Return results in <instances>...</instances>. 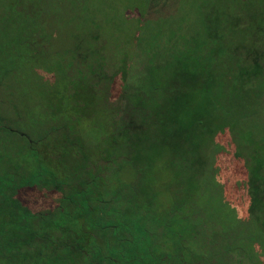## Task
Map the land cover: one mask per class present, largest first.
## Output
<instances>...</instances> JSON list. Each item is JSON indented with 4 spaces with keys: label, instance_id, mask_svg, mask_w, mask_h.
Here are the masks:
<instances>
[{
    "label": "trees",
    "instance_id": "obj_1",
    "mask_svg": "<svg viewBox=\"0 0 264 264\" xmlns=\"http://www.w3.org/2000/svg\"><path fill=\"white\" fill-rule=\"evenodd\" d=\"M218 1L170 28H11L2 8L0 264H264V11ZM162 157L194 159L163 202Z\"/></svg>",
    "mask_w": 264,
    "mask_h": 264
},
{
    "label": "rangeland",
    "instance_id": "obj_2",
    "mask_svg": "<svg viewBox=\"0 0 264 264\" xmlns=\"http://www.w3.org/2000/svg\"><path fill=\"white\" fill-rule=\"evenodd\" d=\"M205 1L0 0V15L3 12L2 8H5V17L9 19V24H14L11 28L30 25L32 21L38 25L49 22L60 28V31L66 28H99V26L100 28H170L171 21L193 25L200 18V8ZM237 2V0L218 1L220 6L231 7ZM246 3L247 6L264 11V0H246ZM172 18L174 20H171ZM260 113L262 116L256 118V121L260 126H264V111ZM230 141L229 134L218 138V143L226 148V152L219 155V175L224 182L227 199L237 202L238 187L245 181L246 176L241 163L234 157V147ZM193 161V157L189 160L186 157H177L174 160L162 157L151 161V170L148 174L150 185L159 194L162 202L168 198L167 195L174 186V166L180 171L187 166V163ZM23 198L25 203L33 208H38L37 206L41 204L37 203L38 193L35 191L26 192ZM249 199L245 197L243 202L246 212ZM238 200L241 202L240 197Z\"/></svg>",
    "mask_w": 264,
    "mask_h": 264
}]
</instances>
